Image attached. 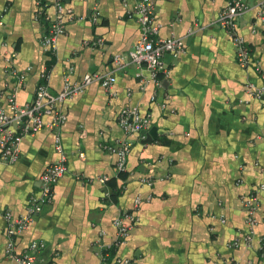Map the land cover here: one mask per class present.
Here are the masks:
<instances>
[{
  "label": "crops",
  "instance_id": "obj_1",
  "mask_svg": "<svg viewBox=\"0 0 264 264\" xmlns=\"http://www.w3.org/2000/svg\"><path fill=\"white\" fill-rule=\"evenodd\" d=\"M228 1L156 0L160 36L186 45L178 58L164 57L169 77L160 89L127 60L141 34L130 17L137 0H66L74 19L52 55L41 45L36 0H0L1 109L11 113L12 97L31 103L44 71L53 94L69 71L73 84L94 74L117 78L110 91L93 82L60 104L68 171L52 203L18 236V254L41 241L39 264H101L98 243L114 242V221L127 212L135 225L118 255L134 264H264V190L252 245L233 246L249 232L244 199L264 184V97L253 95L263 85L256 66L238 62L231 35L217 25ZM245 1L238 34L264 68V0ZM98 39L104 44L94 45ZM14 72L26 76L23 84ZM128 106L151 113L157 130L151 142L130 137L127 170L118 174L104 146L129 138L118 123ZM58 159L55 133L45 129L23 139L16 163L0 164V264H17L6 250L5 213H27Z\"/></svg>",
  "mask_w": 264,
  "mask_h": 264
},
{
  "label": "built area",
  "instance_id": "obj_2",
  "mask_svg": "<svg viewBox=\"0 0 264 264\" xmlns=\"http://www.w3.org/2000/svg\"><path fill=\"white\" fill-rule=\"evenodd\" d=\"M54 9L55 16L51 15ZM248 10L245 0H229L225 8L221 11L217 25L228 32L233 40L236 57L243 67H254L260 73L263 85L253 91L255 97H264V68L256 64L251 50L246 41L238 34V19ZM100 13L96 10L92 14L93 23H97ZM130 17L135 18L140 27V38L133 49L129 52L128 61L131 65L146 68L151 79L160 89L163 88L164 81L168 79L169 72L164 67V57L171 55L178 58L184 53L185 42L176 37L162 38L160 36V26L156 23V0H137ZM36 19L42 23L43 35L41 45L46 54L52 55L57 51V42L60 36L66 33L67 25L74 19V11L70 8L66 0H36ZM103 39L94 41V45H103ZM124 57L116 58V65L121 68ZM20 83L25 82L24 74L14 72ZM71 71L64 76V87L58 94H53L50 90L48 71L42 72L41 82L38 86L35 99L31 103L18 105L12 97L11 113H7L0 108V164H14L20 158L21 143L29 135H34L40 131L48 129L55 133V150L59 159L51 164L42 174L40 182V192L33 195L27 207V213L20 217L14 216L11 212L5 213L7 254L14 259L17 264H39L40 252L45 248L41 241H32L28 248L21 254L17 253L16 241L24 231L34 222L35 218L50 205L54 199V188L59 180L68 171V158L60 131L65 125L68 117L60 108V104L66 99L83 92L84 88L93 82H98L106 91H110L117 78L115 75L102 76L98 74L87 75L81 84H73L70 79ZM155 100V97H153ZM166 108L165 105H163ZM118 123L129 138L116 140L112 144L104 146L106 151L117 157L116 171L122 174L127 170L128 157L134 146L130 137H137L140 140L146 139V134L154 125L151 113L142 114L138 107H125L118 116ZM109 179L102 177L101 183H106ZM151 184L149 180L144 181ZM264 190V184L257 188L256 192L244 199L247 209V224L249 232L244 238L235 239L233 246L239 248L241 244L250 247L254 240V228L257 225L256 213L259 208L258 192ZM141 204V199L137 198L136 208ZM116 227V237L112 244L98 243L101 264H134L133 260L118 255L119 248L127 241L131 230L135 225L132 214L121 213L114 221ZM264 249V246H263Z\"/></svg>",
  "mask_w": 264,
  "mask_h": 264
},
{
  "label": "water",
  "instance_id": "obj_3",
  "mask_svg": "<svg viewBox=\"0 0 264 264\" xmlns=\"http://www.w3.org/2000/svg\"><path fill=\"white\" fill-rule=\"evenodd\" d=\"M156 130H157V128L153 127L149 132L144 133V134H146V140H147L146 142H151L155 138Z\"/></svg>",
  "mask_w": 264,
  "mask_h": 264
}]
</instances>
